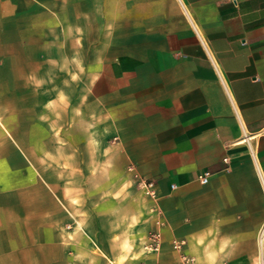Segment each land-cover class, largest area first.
Masks as SVG:
<instances>
[{
	"label": "crops",
	"instance_id": "obj_1",
	"mask_svg": "<svg viewBox=\"0 0 264 264\" xmlns=\"http://www.w3.org/2000/svg\"><path fill=\"white\" fill-rule=\"evenodd\" d=\"M183 257L264 264V0H0V264Z\"/></svg>",
	"mask_w": 264,
	"mask_h": 264
},
{
	"label": "built area",
	"instance_id": "obj_2",
	"mask_svg": "<svg viewBox=\"0 0 264 264\" xmlns=\"http://www.w3.org/2000/svg\"><path fill=\"white\" fill-rule=\"evenodd\" d=\"M228 158H225L227 161ZM132 168V166L130 167ZM211 176V171L210 170H205L201 175H200V181L202 183H208L210 180ZM141 185L144 187V191L147 195L153 196L155 194L154 192V187H155V182L154 180H147V179H142L140 181ZM175 184H172V187H175ZM160 240H161V235L160 232L157 230L152 231L149 234L148 237V242H147V247L157 249L160 246ZM174 246L176 248H180L181 242L174 240L173 242ZM194 259L190 257H183V262L182 264H193Z\"/></svg>",
	"mask_w": 264,
	"mask_h": 264
},
{
	"label": "rangeland",
	"instance_id": "obj_3",
	"mask_svg": "<svg viewBox=\"0 0 264 264\" xmlns=\"http://www.w3.org/2000/svg\"><path fill=\"white\" fill-rule=\"evenodd\" d=\"M128 215H129L128 211H127V212H126V211H125V212H122V217H123V218H127ZM71 228H72V227H70V229H71ZM147 242H148V241H144L143 244H142V248H143V250H146V251H147ZM94 250H95V251H98V248L95 247Z\"/></svg>",
	"mask_w": 264,
	"mask_h": 264
}]
</instances>
